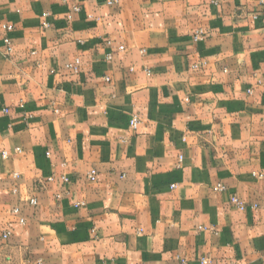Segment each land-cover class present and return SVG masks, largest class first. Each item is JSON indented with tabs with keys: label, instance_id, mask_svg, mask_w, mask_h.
Masks as SVG:
<instances>
[{
	"label": "crops",
	"instance_id": "crops-1",
	"mask_svg": "<svg viewBox=\"0 0 264 264\" xmlns=\"http://www.w3.org/2000/svg\"><path fill=\"white\" fill-rule=\"evenodd\" d=\"M108 1L0 0V264H264V0Z\"/></svg>",
	"mask_w": 264,
	"mask_h": 264
},
{
	"label": "built area",
	"instance_id": "built-area-1",
	"mask_svg": "<svg viewBox=\"0 0 264 264\" xmlns=\"http://www.w3.org/2000/svg\"><path fill=\"white\" fill-rule=\"evenodd\" d=\"M62 1L63 2H66V0H62ZM118 1L119 0H109L108 3L109 4H113V3H117ZM74 10L76 12H79L80 11V8L75 7ZM50 17H51V14L49 12H44L41 15V19H42L41 25H42L43 28H49L50 27ZM14 28H15V26L13 24H9V23H5V24H2L1 25V29L3 31H5V32H11V31L14 30ZM204 35H205L204 32L202 30H200V31L196 32V34L194 36V40L196 42H198V41H200V40H202L204 38ZM4 43H5L6 47H7L6 48L7 53H11L12 52V48H13L11 39L9 37H5L4 38ZM108 44L111 45V42H109ZM118 49H119V51H124L125 50V48L123 46L119 47ZM142 52H144V51H142ZM112 58H113V54L112 53L107 54L106 59L108 61H111ZM66 69L72 70L76 74L79 73L80 72V60H79V58L75 59L74 62L67 64L66 65ZM147 72L150 73L149 70ZM106 80L107 81H110V78L109 77H106ZM138 125H139V119L136 118V117L132 118V120L130 121L131 128L136 129L138 127ZM16 153H21V149L20 148H17L16 149ZM8 155L9 154L7 152H4L3 153V157L4 158L8 157ZM47 155H49V153H47ZM182 159L183 158L180 157V162H182ZM96 173L97 172L95 170L91 171L89 173V175H88V179L89 180H93V178L96 176ZM16 177H17V175H16ZM63 179H64L65 182L68 181L66 177H63ZM172 187L175 188L176 186L174 185ZM214 189L217 190V191H225L226 188H225L224 185L218 184L217 186L214 187ZM30 203L32 205H37L38 204V201H37V199H32L30 201ZM231 203L235 207H237L238 209H240V210H247V206L245 205V203L243 201H241L237 196H233L231 198ZM81 205H82L81 203L80 204H76L77 207H79ZM19 212H20V210L18 208H16V209L13 210V214H15V215H19ZM20 222L22 224H24L25 223V220L24 219H21ZM199 230H207V228L200 227ZM10 236H11V232H9V231L3 232V234H2L3 240L9 239ZM36 264H42V262L41 261H37ZM180 264H187V262H186V260H181L180 261ZM202 264H209V261L206 260V259H202Z\"/></svg>",
	"mask_w": 264,
	"mask_h": 264
}]
</instances>
